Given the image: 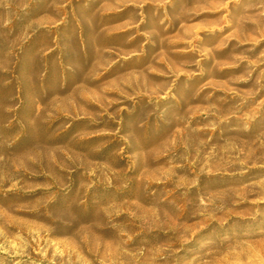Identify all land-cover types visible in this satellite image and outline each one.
I'll list each match as a JSON object with an SVG mask.
<instances>
[{
	"label": "rangeland",
	"instance_id": "rangeland-1",
	"mask_svg": "<svg viewBox=\"0 0 264 264\" xmlns=\"http://www.w3.org/2000/svg\"><path fill=\"white\" fill-rule=\"evenodd\" d=\"M0 264H264V0H0Z\"/></svg>",
	"mask_w": 264,
	"mask_h": 264
}]
</instances>
